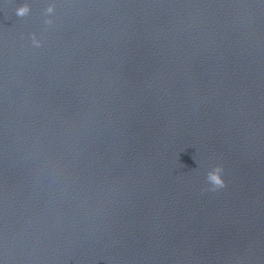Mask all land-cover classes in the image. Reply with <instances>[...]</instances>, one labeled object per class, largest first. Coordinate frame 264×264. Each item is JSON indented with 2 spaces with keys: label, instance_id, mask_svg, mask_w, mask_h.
<instances>
[{
  "label": "water",
  "instance_id": "95a60500",
  "mask_svg": "<svg viewBox=\"0 0 264 264\" xmlns=\"http://www.w3.org/2000/svg\"><path fill=\"white\" fill-rule=\"evenodd\" d=\"M48 2L0 0V261L264 264V0Z\"/></svg>",
  "mask_w": 264,
  "mask_h": 264
},
{
  "label": "clouds",
  "instance_id": "9594fccd",
  "mask_svg": "<svg viewBox=\"0 0 264 264\" xmlns=\"http://www.w3.org/2000/svg\"><path fill=\"white\" fill-rule=\"evenodd\" d=\"M56 3L55 0H50L46 4L44 8V25L45 29L53 25L54 20L53 17L55 16L56 12ZM30 13V7L27 3H22L19 7L14 10V14L16 17H24ZM42 40L37 38L36 34H31V45L34 48H41L42 47ZM223 168L219 164L211 166L208 168L205 174V187L202 191H217L225 187V180L223 176ZM0 264H5L4 261H0Z\"/></svg>",
  "mask_w": 264,
  "mask_h": 264
}]
</instances>
